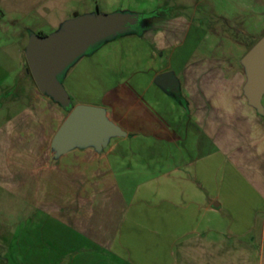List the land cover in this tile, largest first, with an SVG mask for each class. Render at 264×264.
I'll return each instance as SVG.
<instances>
[{
    "label": "crops",
    "instance_id": "1",
    "mask_svg": "<svg viewBox=\"0 0 264 264\" xmlns=\"http://www.w3.org/2000/svg\"><path fill=\"white\" fill-rule=\"evenodd\" d=\"M142 1L0 0V264L10 224L14 264H264V95L250 103L243 64L264 27L228 24L263 17L264 0H214L221 31ZM97 14L139 19L58 80L72 108L103 109L125 135L60 155L71 110L39 90L27 53ZM166 72L177 93L156 83Z\"/></svg>",
    "mask_w": 264,
    "mask_h": 264
},
{
    "label": "water",
    "instance_id": "2",
    "mask_svg": "<svg viewBox=\"0 0 264 264\" xmlns=\"http://www.w3.org/2000/svg\"><path fill=\"white\" fill-rule=\"evenodd\" d=\"M138 19L124 14L85 16L68 22L61 31L51 36L34 39L27 53L34 81L42 93L71 110L54 139L53 148L58 154H65L78 146H95L101 150L109 138L125 135L108 120L103 109L84 105L72 108L58 76L92 45L125 31ZM243 64L248 73L247 96L253 106L261 109L264 95V37L247 52ZM156 83L166 91L178 92V81L172 72L159 75Z\"/></svg>",
    "mask_w": 264,
    "mask_h": 264
},
{
    "label": "rangeland",
    "instance_id": "3",
    "mask_svg": "<svg viewBox=\"0 0 264 264\" xmlns=\"http://www.w3.org/2000/svg\"><path fill=\"white\" fill-rule=\"evenodd\" d=\"M144 1H146V0H144ZM147 1L151 2V0H147ZM109 2L111 4L110 9H115L116 11L121 10V11L125 12V11H131L130 10V9H132L131 7H133L134 5L141 4L143 1L142 0H109ZM153 2H154V0H153ZM166 2L168 4H170V7H168L166 10V13L169 15L182 14L184 16L196 19V21L203 23V25L206 27H210L212 25L214 27H217L220 31L224 28V25H223L224 22L222 20L223 18L220 15L208 17V14L212 13V11H210V9H209V8H212V4L215 5V8H216L215 9L216 12L213 11V13L214 12L215 13L221 12L218 9H222V5L224 4L223 1H217L216 2L214 0H210V1L209 0H166ZM210 3H211V6H209ZM115 6H117V7L115 8ZM112 11H114V10H112ZM117 13H119V12H117ZM120 13H122V12H120ZM230 21H229L230 23H228V24L245 25V24H248V22H253L254 24H256L257 27H261V26L264 27V16L263 17H247V18L242 17L241 19H238V20H237V18L236 19L231 18ZM226 25H227V23H226ZM85 94H87L88 96H93L94 90L92 92H88V93H81L80 96H78V97L81 99H82V97H87ZM71 98H72L73 103H77L79 101L75 96H72ZM96 108H98V107H96ZM4 211H5L6 217L13 220L14 210L7 209ZM14 232H15V226L13 224L8 225L7 226V240L5 241V245H6L7 250H6V248H5V250L7 252V256L10 255L8 257V260H10L11 264L15 263V256L13 253ZM11 249H12V252L10 254ZM4 252L5 251H3L2 253H4Z\"/></svg>",
    "mask_w": 264,
    "mask_h": 264
},
{
    "label": "trees",
    "instance_id": "4",
    "mask_svg": "<svg viewBox=\"0 0 264 264\" xmlns=\"http://www.w3.org/2000/svg\"><path fill=\"white\" fill-rule=\"evenodd\" d=\"M157 14V13H156Z\"/></svg>",
    "mask_w": 264,
    "mask_h": 264
}]
</instances>
